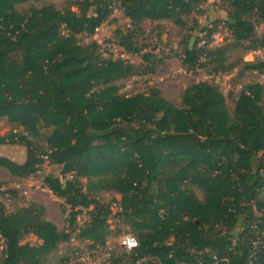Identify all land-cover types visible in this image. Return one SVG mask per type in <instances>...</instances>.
Returning <instances> with one entry per match:
<instances>
[{"label":"trees","instance_id":"obj_1","mask_svg":"<svg viewBox=\"0 0 264 264\" xmlns=\"http://www.w3.org/2000/svg\"><path fill=\"white\" fill-rule=\"evenodd\" d=\"M30 1L0 0V119L22 128L0 136V144L26 149L21 163L0 156V167L23 178L45 162L60 166L59 176L43 177L44 187L67 206L70 227L84 212L88 220L71 234L42 219L35 203L7 212L0 202V264H48L72 236L105 246L112 208L99 199L102 192L120 195L117 214L138 235L137 248L112 251V263L264 264V85L232 93L229 107L215 85L194 84L176 106L156 87L120 92V82L153 67L139 72L96 42L78 41L94 34L113 8L134 26L147 18L181 25L200 13L201 0H69L62 9L18 10ZM222 1L232 42L185 43L182 65L220 74L241 64V74L264 73V59L228 55L238 47L264 51V26L260 35L256 30L264 23V0ZM116 37L125 53L140 54L132 28L117 29ZM151 58L142 55L143 62ZM42 129L44 147L36 142ZM6 192L16 195L10 189L0 195ZM30 235L40 243H22ZM69 255L58 254L59 264Z\"/></svg>","mask_w":264,"mask_h":264},{"label":"rangeland","instance_id":"obj_2","mask_svg":"<svg viewBox=\"0 0 264 264\" xmlns=\"http://www.w3.org/2000/svg\"><path fill=\"white\" fill-rule=\"evenodd\" d=\"M67 1L69 0H32L28 3L21 4L18 10H27L30 6L41 7L47 4H52L55 8L62 9ZM196 9L200 13L195 10L196 12L194 11L189 17H186L184 23L181 25L174 23L170 19L153 21L147 18L134 26L130 24L124 15L119 16L120 14L115 11L95 30L94 34H81L78 37V41L85 45L94 41L98 44V50L107 48L108 46L113 48L114 45L118 46L116 37L117 29L126 33L132 28L134 30V41L137 47L141 49L140 54L131 55L125 53L123 47L118 46L119 48L115 47L111 51L109 50L112 54V59H122L132 63L138 68L137 71L139 72L142 66H150L153 67L154 72L149 74L138 73L126 78L120 82L123 84L120 92H126V94L145 93L149 87H156L161 97L179 106L182 94L187 87L194 84L201 85V83L205 82L215 85L219 92L224 95L227 105L232 107L231 94H237L242 87L248 84L260 83L264 85V79L261 77V74L264 73L251 72L241 74L242 69L241 64H239L228 72L220 73L221 78L219 82L214 84V78L218 74L211 71L210 66L203 67L196 65L193 69L185 68L181 63L183 44L188 43L192 45L194 40L199 38V46L208 43L209 47H214L211 46V41L213 40L211 34L218 30L219 39H222L221 45L232 42L230 33L224 24L227 18L228 7L222 0H201ZM116 16L117 18L113 22L112 19ZM194 21L198 23L196 26L193 24ZM215 23L217 24L215 25ZM200 28L205 30H200ZM256 30L257 34L260 35L262 29L258 27ZM209 31L211 32L208 33ZM253 51L246 52L242 47H238L231 50L228 55L230 61H236L238 59L253 60L255 58L253 57ZM147 52L152 55L150 63L143 62L142 60V55ZM104 56L107 57L108 53H105ZM203 61L204 58L201 57L199 63ZM12 131L21 132L22 128L14 127L4 118L0 119V136H6ZM47 134L48 132L42 129L40 131L41 137L36 140L37 144L44 147ZM0 156L16 163H21L25 159L26 149L20 144H0ZM47 174L59 176L60 166L56 167L45 162L36 173L23 178L14 177L6 168L0 167V183L2 184L0 189L2 191L9 189L16 191V195L9 192L0 195V202L4 205L7 212H12L19 207L27 206L29 202L35 203L43 207L42 219L55 224L59 230L65 232L70 231L71 234H75L76 227L83 225L88 220V216L84 212L77 217L75 222L76 227L69 226L67 206L63 203L62 199L54 196L43 185V177ZM80 180L85 184L84 178ZM192 189L199 198L202 197V192L199 189L195 187ZM98 197L101 201L110 202V206H112V217L108 220L110 233L106 239L108 246L118 252H122L123 250L118 244L119 237L124 231L132 232L134 230L129 224L122 222L123 217L121 214H117V212H121L117 204L120 195L111 192H102ZM115 201L116 205L113 206V202ZM238 226L236 227V231H240V227ZM73 227L75 228L72 230ZM24 242H29L30 244L40 243L33 235L26 236L22 243ZM71 245L70 241L61 244L58 247V252H53L49 255L48 264H59L58 254L68 252L70 254ZM3 246L4 244L0 240V255Z\"/></svg>","mask_w":264,"mask_h":264},{"label":"built area","instance_id":"obj_3","mask_svg":"<svg viewBox=\"0 0 264 264\" xmlns=\"http://www.w3.org/2000/svg\"><path fill=\"white\" fill-rule=\"evenodd\" d=\"M115 11L121 15V12L116 8H113L112 14ZM263 26H264V23H260L258 27L262 29ZM218 31L211 34L212 39H213L211 41L212 42L211 46H217V45H220V43L222 44V39H219ZM115 47L119 48L118 46L114 45L113 48L108 46L107 48H104V49L111 51ZM253 57L257 59H264V51L262 49L253 51ZM261 77L262 79H264V74H261ZM220 78H221V74H218L217 76H215L214 84L218 83ZM68 176L69 175H66L65 177L67 178ZM115 205L116 203H113V206ZM0 240L3 242L2 238ZM69 241H70V245L72 244L71 245L72 248L70 250L69 261L67 264H115L111 262L112 251L114 250V248L108 246L107 241L105 243V246L103 247L100 245H92V243L88 240H78L74 236H72ZM118 244L123 251H131L137 248L138 246L137 234L134 231L132 232L124 231L118 239ZM251 255L253 256L254 252H252Z\"/></svg>","mask_w":264,"mask_h":264}]
</instances>
